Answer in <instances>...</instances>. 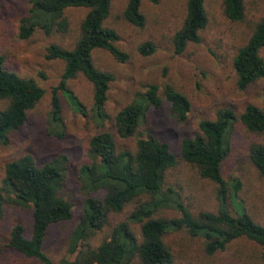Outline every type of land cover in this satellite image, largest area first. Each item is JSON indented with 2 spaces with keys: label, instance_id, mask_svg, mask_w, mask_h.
<instances>
[{
  "label": "trees",
  "instance_id": "obj_1",
  "mask_svg": "<svg viewBox=\"0 0 264 264\" xmlns=\"http://www.w3.org/2000/svg\"><path fill=\"white\" fill-rule=\"evenodd\" d=\"M29 9L21 19L19 32L22 38L30 37L36 28L46 33L66 32L69 27L65 11L69 8H87L81 22L80 34L72 48L52 43L47 57L65 62L60 82L52 91L51 123L54 133L64 126L62 94L79 113L90 116L93 122L105 128L108 121L106 105L113 74L95 65L93 51L106 49L119 61H126L129 54L116 42L119 33L105 24L111 13L112 0H27ZM142 0H128L123 11L131 24L143 27L146 17L141 9ZM158 3L160 0H151ZM206 0H187L186 15L176 31L173 44L176 53L185 51L190 43L201 41L200 31L208 22ZM224 12L233 21L245 18L244 0H224ZM264 16L256 23L248 41L239 48L233 60L237 85L247 90L255 81L264 78ZM139 50L149 55L155 48L145 42ZM82 76L91 85L92 106H88L70 87ZM45 90L34 78L22 77L5 66L0 55V100L7 102L0 110V143H6L11 132L20 129L28 119V112L43 97ZM166 100L175 117L184 121L191 109V101L171 84L164 89ZM264 101V98H263ZM164 103L160 87L151 84L114 116L118 135L128 138L135 135L150 108ZM237 119L235 111L223 107L215 119H203L193 137H184L179 151L168 142L153 135L140 138L135 152L119 149L114 134L98 130L89 142L90 163L79 171L81 190L84 193L83 210L77 226L68 240V252L73 258H64L61 264H179L175 261L166 236L175 230L186 229L193 236L203 239V249L213 255L223 251L239 238H246L262 247L264 259V225L256 221L241 197L243 183L240 178L227 180L223 164L231 153L229 133ZM250 133L264 137V109L249 104L239 116ZM249 156L264 178V142L254 141ZM66 157H57L39 164L25 154L7 163L0 185V219L6 206L30 209L31 235H25V226L17 222L10 244L29 257L43 264H57L45 251L46 238L52 227L69 221L74 216L73 203L63 194L66 177ZM183 161L202 178L215 185L216 211L194 213L181 200L179 191L166 183L168 173ZM145 200L117 223L106 239L96 248L85 243L108 223L111 213L122 212L126 205L138 197ZM178 209V217L159 216L165 209ZM131 223L139 224L137 234Z\"/></svg>",
  "mask_w": 264,
  "mask_h": 264
},
{
  "label": "rangeland",
  "instance_id": "obj_2",
  "mask_svg": "<svg viewBox=\"0 0 264 264\" xmlns=\"http://www.w3.org/2000/svg\"><path fill=\"white\" fill-rule=\"evenodd\" d=\"M245 18L233 21L224 12V0H206L208 22L200 31L201 41L190 43L184 52L176 53L173 38L182 26L187 0H142L141 9L146 17L143 27L129 23L123 16L128 0H112L111 13L105 24L120 35L116 42L120 49L129 54L126 61L117 60L106 49L93 51L95 65L110 71L113 81L106 105L108 121L105 128L97 126L90 116L76 111L62 94L64 104V126L54 133L51 123L52 91L60 82L65 62L47 57V48L52 43L72 48L80 34L81 22L87 8H69L65 15L69 21L66 32L46 33L36 28L28 38L20 36L21 19L30 7L27 0H0V55L5 66L22 77L34 78L44 88L43 97L29 110L24 126L9 134L6 143H0V185L8 162L25 154L32 155L39 164L57 157L66 159L64 196L73 203L74 216L71 220L51 228L44 246L45 251L57 263L64 258H73L68 252V240L72 230L80 221L84 193L81 190L79 171L90 163L89 142L101 129L111 131L119 149L136 151L137 141L153 135L168 142L172 149L179 151L184 137H193L203 119H215L218 109L232 108L237 119L229 133L231 153L223 164V175L229 180L238 177L243 183L240 192L245 206L259 223L264 225V178L249 156L254 141L262 140L247 130L239 119L249 104L264 109V78L255 81L247 90L237 85L233 60L240 47L250 38L256 23L264 16V0H244ZM151 42L154 52L145 55L139 47ZM264 57V48L261 50ZM160 87L164 103L161 107L150 108L135 135L122 138L114 127L117 111L130 103L138 94L151 85ZM171 84L183 92L191 101V109L184 121L178 120L170 109L164 89ZM70 87L78 97L91 108V85L82 76L73 80ZM7 102L0 100V110ZM166 183L176 188L181 200L194 213L216 211L215 185L202 178L189 164H180L168 173ZM144 197L128 203L122 212L111 213L108 223L95 235L85 241L96 248L110 236L113 227L127 219L139 206ZM164 217H178V209H165L158 213ZM17 222L25 226V235H31L32 215L30 209L6 206L0 219V264H43L35 257H29L11 244L13 227ZM139 234V224L131 223ZM166 240L179 264H264L262 247L246 238L234 240L227 249L213 255L203 249V239L191 236L186 229L167 234Z\"/></svg>",
  "mask_w": 264,
  "mask_h": 264
}]
</instances>
